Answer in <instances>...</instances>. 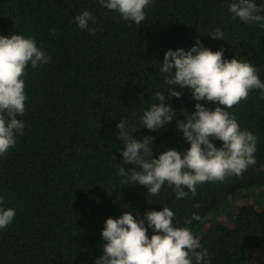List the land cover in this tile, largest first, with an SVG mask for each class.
Segmentation results:
<instances>
[{
  "label": "trees",
  "instance_id": "1",
  "mask_svg": "<svg viewBox=\"0 0 264 264\" xmlns=\"http://www.w3.org/2000/svg\"><path fill=\"white\" fill-rule=\"evenodd\" d=\"M234 2L151 0L145 20L136 25L99 0H0V36L30 37L50 57L47 64L26 67L25 112L17 116L25 127L15 146L0 155L2 206L16 212L0 229V264H95L106 243L101 232L107 218L128 211L143 219L145 212L163 207L175 213L177 227L193 232L211 257L208 264H264L261 90L224 109L257 140L256 163L242 175L201 183L194 197L189 193L177 200L167 182L152 196L145 186L126 185L119 174L122 166L135 167L123 164L124 145L116 129L121 119L139 129L135 139L154 137L153 158L166 149L183 153L189 148L176 121L195 111L190 89L177 88L182 95L165 100L177 114L171 122L155 132L142 124L143 112L158 103L156 93L168 90L160 71L167 50L187 51L199 39L213 52L223 49L225 60L250 63L264 82V22L234 17L228 11ZM254 3L264 15V0ZM85 10L95 18L89 23L94 35L74 21ZM217 29L223 40L209 36ZM252 195L259 200L249 202ZM193 213L200 219L186 225ZM152 234L149 228V238Z\"/></svg>",
  "mask_w": 264,
  "mask_h": 264
},
{
  "label": "clouds",
  "instance_id": "2",
  "mask_svg": "<svg viewBox=\"0 0 264 264\" xmlns=\"http://www.w3.org/2000/svg\"><path fill=\"white\" fill-rule=\"evenodd\" d=\"M99 3L117 12L124 21L141 25L145 20L144 9L151 0H99ZM228 11L244 23L264 22V15L260 14L262 9L254 0H236L229 5ZM74 21L79 29L95 34L96 29L89 27L90 21L95 23L89 11H82ZM209 36L223 40L224 33L217 29ZM49 62L50 57L34 39L20 34L0 36V155L15 146L16 135L22 134L25 127L17 116L25 112L27 97L22 77L26 67L30 64L35 69ZM160 71L165 74L168 90L157 92L158 103L143 112V128L155 132L171 122L177 114L165 100L179 98L182 91L177 88L190 89L192 99L197 101L195 111L188 113L186 121H176V128L189 148L183 153L166 149L158 158H153L154 137L137 140L133 133L139 129H131L125 119L119 120L116 129L124 145L123 164L135 166L131 171L123 166L120 168L119 174L126 177L123 183L145 186L148 195L156 196L167 182L174 188L175 198L180 200L189 193L194 197L201 183L238 177L256 163V137L241 130L235 117L224 110L246 100L253 89L264 92V82L256 67L235 58L225 60L223 49L213 52L197 39L187 51L182 48L167 50ZM199 101L211 102L215 107L209 110ZM214 140L220 141L221 146L217 147ZM2 205L3 197H0V229L11 224L16 215L14 209ZM174 216L172 210L163 207L160 211L145 212L143 219L135 218L128 211L116 219L107 218L101 232L106 243L95 264H208L211 259L208 251L201 247L188 227H177L173 223ZM199 219V215L193 213L185 224ZM149 228L153 232L150 238Z\"/></svg>",
  "mask_w": 264,
  "mask_h": 264
},
{
  "label": "rangeland",
  "instance_id": "3",
  "mask_svg": "<svg viewBox=\"0 0 264 264\" xmlns=\"http://www.w3.org/2000/svg\"><path fill=\"white\" fill-rule=\"evenodd\" d=\"M248 199H249V202L251 203L255 202L256 200H259L255 195L248 197Z\"/></svg>",
  "mask_w": 264,
  "mask_h": 264
}]
</instances>
